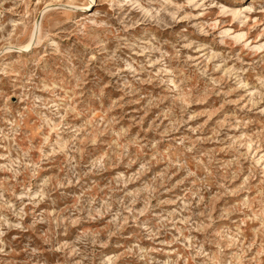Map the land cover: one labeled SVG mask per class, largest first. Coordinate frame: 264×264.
Here are the masks:
<instances>
[{
    "label": "rangeland",
    "instance_id": "374dc122",
    "mask_svg": "<svg viewBox=\"0 0 264 264\" xmlns=\"http://www.w3.org/2000/svg\"><path fill=\"white\" fill-rule=\"evenodd\" d=\"M0 264H264V0H0Z\"/></svg>",
    "mask_w": 264,
    "mask_h": 264
},
{
    "label": "bare ground",
    "instance_id": "6f19581e",
    "mask_svg": "<svg viewBox=\"0 0 264 264\" xmlns=\"http://www.w3.org/2000/svg\"><path fill=\"white\" fill-rule=\"evenodd\" d=\"M236 11H237V10H236ZM236 11H235V12H236ZM232 12L234 13V10H233ZM234 14H235V13H234Z\"/></svg>",
    "mask_w": 264,
    "mask_h": 264
}]
</instances>
